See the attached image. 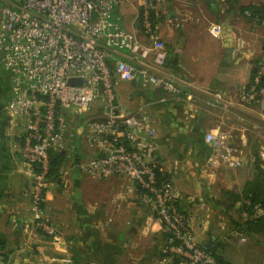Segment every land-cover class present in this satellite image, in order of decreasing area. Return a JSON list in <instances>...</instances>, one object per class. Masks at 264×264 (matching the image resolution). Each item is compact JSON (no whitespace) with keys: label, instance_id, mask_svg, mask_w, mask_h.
Returning a JSON list of instances; mask_svg holds the SVG:
<instances>
[{"label":"crops","instance_id":"1","mask_svg":"<svg viewBox=\"0 0 264 264\" xmlns=\"http://www.w3.org/2000/svg\"><path fill=\"white\" fill-rule=\"evenodd\" d=\"M131 1L122 0L118 14L128 30L138 33L133 25L140 12L134 14ZM236 4L231 0H164L165 21L160 31L170 51L166 71L183 85L180 97L159 102L162 90L144 87L138 79L117 86L129 112L140 113L144 108L141 113L151 116L158 130V162L166 170L179 169L176 183L183 194L181 208L193 216L204 217V206H196L203 185L208 188L218 182L241 192L248 181L262 178L264 172L262 162L255 161V155L263 154L262 148L258 153L249 151L242 168L226 170L223 164H207L214 152L204 141L209 131L219 134L228 119L237 125L246 117L264 121V90L258 92L260 101H250L247 90L256 62H264V30L254 29L255 22L237 16ZM215 25L221 28L219 36L211 33ZM240 43V51L233 55ZM10 98L9 75L7 94L2 87L0 91V264H158L166 241L162 225L150 208L126 192V179L86 181L89 176L79 164L96 154L79 142L60 152L66 158L59 177L48 181L45 215L58 233L48 237L30 225V201L23 196L29 183L22 157L24 130L11 123L5 110ZM254 104L261 106L262 115ZM237 131L240 148H250L245 130ZM91 182L100 183L98 189ZM120 193L125 198L116 202ZM195 224L198 243L217 250L226 262L264 264V235L245 234L244 242L251 245L240 250L243 257L226 256L223 247L232 244L233 235L219 237L206 221Z\"/></svg>","mask_w":264,"mask_h":264},{"label":"built area","instance_id":"2","mask_svg":"<svg viewBox=\"0 0 264 264\" xmlns=\"http://www.w3.org/2000/svg\"><path fill=\"white\" fill-rule=\"evenodd\" d=\"M121 1L0 0V62L11 80L5 110L24 130L28 221L45 236L58 233L45 215L50 155L79 142L96 154L80 162L81 172L126 179V192L162 225L166 241L158 264H223L196 242V215L181 208L179 169L166 170L158 162V130L151 116L141 113L144 108L141 114L129 112L117 92L120 82L138 79L144 87L162 90L159 102L183 94V85L166 71L170 51L160 31L164 0H140L133 25L138 33L128 30L118 14ZM211 33L219 36L221 28L215 25ZM240 48L241 43L233 55ZM256 68L250 101L258 96L264 62ZM94 109L97 115L89 118ZM204 141L214 148L211 167L218 162L242 166L227 139L208 132ZM124 198L120 193L115 201Z\"/></svg>","mask_w":264,"mask_h":264},{"label":"rangeland","instance_id":"3","mask_svg":"<svg viewBox=\"0 0 264 264\" xmlns=\"http://www.w3.org/2000/svg\"><path fill=\"white\" fill-rule=\"evenodd\" d=\"M231 1L232 2L236 1L237 4H236V8L234 9V11L237 13V16L239 17H240L239 14H241L240 7L249 6L251 4H260L264 2V0H231ZM140 4L141 3L139 0H132L131 4H129L130 5L129 7L131 9H135L134 14H138L140 12ZM131 25L129 27H131ZM253 28L264 30V23L260 24L258 22H255L253 23ZM8 85H9V75L3 70L1 62H0V91L2 87L4 95L7 94ZM254 105L256 106L258 105L255 111L258 114L262 115L263 113H262L261 106L259 104H254ZM93 115H97L96 109H94L93 112L89 113L88 117L92 118ZM239 117L243 119L242 116H239ZM231 120L232 119H228L226 125H224V128L222 126L221 128L222 130L220 131L219 134H216V135L222 136L224 139L228 140V142L234 148L235 157L242 161L244 157H247V156L249 157V153H248L249 151H252L253 153L254 152L258 153L261 151V148L264 154V121L255 120L253 118L246 117L245 122L242 120L237 125V122L236 123L234 121L231 122ZM239 129L243 131L245 130L247 139L250 144V148H247V147L243 148V146H241L240 148V145L242 143L239 142L240 138L238 137L237 134H235L236 132L239 133V131H237ZM209 133L215 134L213 131H209ZM263 154L261 155V157H259L260 155L258 154L255 155V161L259 163L262 162V164L264 165V161H263L264 155ZM211 157H213V154ZM209 160L207 164H209ZM219 164L220 166L221 164H223L226 168L228 167L227 164L223 162H220ZM242 165H243V161H242ZM228 168L226 170L233 169V168H230V169ZM93 179H100V178L89 177L86 179V181L93 180ZM93 184L94 183L91 184L92 188H95V186L97 185V189H98V187L100 186V183L99 184L95 183L94 185ZM91 187H90V191L95 192L96 190L95 191L92 190ZM202 187H203V192L200 193V197H198L199 200L197 198L196 206H199V205L204 206V209L202 210L203 211L202 213H204V217L196 215V220L193 224V229L195 228V225H196L195 223L204 224L206 221L207 223H209V226H212L213 228L217 229V231L214 234L218 235L219 237H227L231 233V235H233L232 236L233 240L231 241L232 244H229L228 246L229 248L225 245L223 247V251L226 256L227 254L229 256H232V254L234 253L236 256L239 255L240 257H243V253H241L240 250L246 249L249 245H251V243L249 244V241H246V242H241V244H238L237 240L245 239L246 235L239 232L236 227L237 225L242 224L244 222V219L247 218V216H245L242 212L239 211L240 205H236V207H231L232 202H229L230 200L227 199L224 194L225 191H229L230 189L223 188L220 184H218V182L210 183L208 188L205 185H203ZM103 189L104 188H101L100 191H103ZM96 192H98V190ZM201 196H202V199H201ZM201 219L203 220V222L201 221ZM194 234H195V229H194ZM195 238H196V242H198L196 234H195Z\"/></svg>","mask_w":264,"mask_h":264},{"label":"trees","instance_id":"4","mask_svg":"<svg viewBox=\"0 0 264 264\" xmlns=\"http://www.w3.org/2000/svg\"><path fill=\"white\" fill-rule=\"evenodd\" d=\"M240 13L243 17L247 18L251 22L264 23V2L260 4H251L249 6H243L240 8ZM261 61L256 62V67ZM257 73V68L252 72L251 83L247 87L250 90L253 85V79ZM264 90V74L260 78V82L256 88L257 93ZM261 96H257L256 101H260ZM51 164L49 174L47 176L48 181L57 180L59 177V170L65 162V155L58 152H51L50 155ZM225 196L232 202L231 207L240 205V212H242L247 218L244 219L242 224L237 225V230L246 235H264V172L262 178H255L248 181L241 192H235L233 190L225 191ZM262 210L263 214L259 215ZM205 248V247H203ZM207 249V248H205ZM213 253L219 262L223 264H231L226 262L224 258L218 255L217 250L212 248L207 249Z\"/></svg>","mask_w":264,"mask_h":264},{"label":"water","instance_id":"5","mask_svg":"<svg viewBox=\"0 0 264 264\" xmlns=\"http://www.w3.org/2000/svg\"><path fill=\"white\" fill-rule=\"evenodd\" d=\"M71 82H72V83H74V81H73V80H72ZM207 248H208V247H207Z\"/></svg>","mask_w":264,"mask_h":264}]
</instances>
